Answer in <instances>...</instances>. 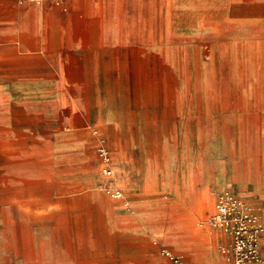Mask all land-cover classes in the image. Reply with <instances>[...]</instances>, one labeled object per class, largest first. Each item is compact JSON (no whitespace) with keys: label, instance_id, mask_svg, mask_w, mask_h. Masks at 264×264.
<instances>
[{"label":"crops","instance_id":"0c3cea01","mask_svg":"<svg viewBox=\"0 0 264 264\" xmlns=\"http://www.w3.org/2000/svg\"><path fill=\"white\" fill-rule=\"evenodd\" d=\"M234 1L0 0V264H171L162 243L235 264L227 234L170 212L196 171L207 192L201 165L166 161L187 137L181 60L264 45L220 43ZM101 139L135 158L105 175Z\"/></svg>","mask_w":264,"mask_h":264},{"label":"rangeland","instance_id":"374dc122","mask_svg":"<svg viewBox=\"0 0 264 264\" xmlns=\"http://www.w3.org/2000/svg\"><path fill=\"white\" fill-rule=\"evenodd\" d=\"M232 14L236 21L231 26H220L222 45L233 38L245 42L264 40V0H235ZM211 47L209 43L199 58L181 60L187 137L171 140L175 151L166 156L174 171H179L182 158L191 171L200 164L207 192L201 191L196 171L195 189L182 188L170 212L175 219L188 212L193 225L208 237L213 231L227 234L230 242L225 249L235 260L236 228L245 224L249 228L258 226L263 228L261 237L264 235V45L260 49L245 46L237 56L221 51L214 54ZM116 152L110 150L113 171L115 161L135 158ZM156 153L148 159L162 164L164 155L157 148ZM219 173L224 181L216 186ZM223 202L228 206V228L222 223ZM162 244L160 248L170 246L180 251L172 244ZM260 253L263 259L261 249Z\"/></svg>","mask_w":264,"mask_h":264},{"label":"built area","instance_id":"2783aa9c","mask_svg":"<svg viewBox=\"0 0 264 264\" xmlns=\"http://www.w3.org/2000/svg\"><path fill=\"white\" fill-rule=\"evenodd\" d=\"M30 2H53L57 5L63 4L64 0H28ZM99 156L101 157L104 163V174L107 176H113L114 171L111 166V157H110V149L107 145L106 140L101 139L99 146ZM114 196L122 197V192L120 190H116L114 192ZM222 211V223L224 226H227L228 220L226 219V213L228 206L223 202ZM224 218V219H223ZM263 228L252 227L249 228L248 225H242L235 229V240H236V256H235V264H248L253 261H259L262 259L260 253V237L262 234ZM232 233V232H231ZM161 254L171 263V264H188L185 258L169 249L167 246H162Z\"/></svg>","mask_w":264,"mask_h":264}]
</instances>
